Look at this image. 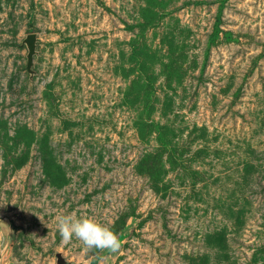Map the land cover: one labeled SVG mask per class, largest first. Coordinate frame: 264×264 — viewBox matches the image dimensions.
I'll return each instance as SVG.
<instances>
[{
	"label": "rangeland",
	"instance_id": "1",
	"mask_svg": "<svg viewBox=\"0 0 264 264\" xmlns=\"http://www.w3.org/2000/svg\"><path fill=\"white\" fill-rule=\"evenodd\" d=\"M56 254L264 264V0H0V264Z\"/></svg>",
	"mask_w": 264,
	"mask_h": 264
},
{
	"label": "clouds",
	"instance_id": "2",
	"mask_svg": "<svg viewBox=\"0 0 264 264\" xmlns=\"http://www.w3.org/2000/svg\"><path fill=\"white\" fill-rule=\"evenodd\" d=\"M56 220L63 244H68L75 238L83 244L86 251L95 249L98 253L116 254L121 250L119 235L92 217L76 218L75 214H67L58 216ZM96 259L99 264H104V256L97 255Z\"/></svg>",
	"mask_w": 264,
	"mask_h": 264
},
{
	"label": "water",
	"instance_id": "3",
	"mask_svg": "<svg viewBox=\"0 0 264 264\" xmlns=\"http://www.w3.org/2000/svg\"><path fill=\"white\" fill-rule=\"evenodd\" d=\"M35 41H36V35L34 33L26 35V37L22 41V44L25 45L27 50L25 56L26 58L25 69L30 75L33 74L32 59L35 53ZM55 258H56V264H65V261L60 254H56Z\"/></svg>",
	"mask_w": 264,
	"mask_h": 264
},
{
	"label": "trees",
	"instance_id": "4",
	"mask_svg": "<svg viewBox=\"0 0 264 264\" xmlns=\"http://www.w3.org/2000/svg\"><path fill=\"white\" fill-rule=\"evenodd\" d=\"M213 39H214V36H213V35H211V36H210V40H213Z\"/></svg>",
	"mask_w": 264,
	"mask_h": 264
}]
</instances>
